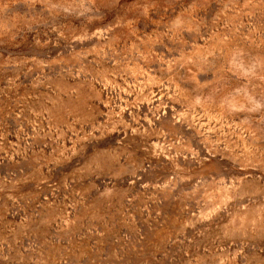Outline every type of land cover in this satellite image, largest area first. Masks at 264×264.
Instances as JSON below:
<instances>
[{
  "label": "rangeland",
  "instance_id": "rangeland-1",
  "mask_svg": "<svg viewBox=\"0 0 264 264\" xmlns=\"http://www.w3.org/2000/svg\"><path fill=\"white\" fill-rule=\"evenodd\" d=\"M0 264H264V0H0Z\"/></svg>",
  "mask_w": 264,
  "mask_h": 264
}]
</instances>
